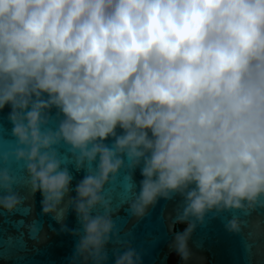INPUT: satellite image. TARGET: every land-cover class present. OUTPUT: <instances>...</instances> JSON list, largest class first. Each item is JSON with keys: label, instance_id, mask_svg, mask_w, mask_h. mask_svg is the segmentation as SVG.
<instances>
[{"label": "clouds", "instance_id": "9594fccd", "mask_svg": "<svg viewBox=\"0 0 264 264\" xmlns=\"http://www.w3.org/2000/svg\"><path fill=\"white\" fill-rule=\"evenodd\" d=\"M5 107L14 139L5 152L0 136V209L17 211L27 186L59 219L70 159L86 173L68 201L80 229H61L79 237L70 264H106L118 238L106 185L139 167L130 214L182 197L170 247L187 261L209 213L264 208V0H0ZM115 264L143 262L129 245Z\"/></svg>", "mask_w": 264, "mask_h": 264}, {"label": "water", "instance_id": "95a60500", "mask_svg": "<svg viewBox=\"0 0 264 264\" xmlns=\"http://www.w3.org/2000/svg\"><path fill=\"white\" fill-rule=\"evenodd\" d=\"M9 111V107L0 111V136L5 139V152L11 148L8 140L14 139L10 134L12 125L7 119ZM107 143L110 144L111 140ZM60 151L68 155L66 148L61 147ZM65 166L73 177V191L61 204L63 211L59 219L55 215L42 213L41 194H32L27 186L15 188L25 197L17 211L8 213L0 209V264H70L79 237L61 229L65 226L69 230L80 229L68 201L76 195L75 186L86 173L84 170L76 171L70 159L65 160ZM11 168L21 182L26 183L23 166L11 162ZM127 174L126 170L121 171L114 183L106 185L104 193L111 198V215L118 229V238L107 245L106 264H115V254L122 253L129 245L140 253L143 264H170L172 255L176 254L175 249L170 247L175 232L184 229L181 225L173 228L182 197L177 195L172 200L160 199L154 207L149 208L143 219H137L130 214L129 204L140 190V168L135 169L128 182L124 179ZM233 216L244 222L239 234L230 233L225 228ZM32 224L37 229L35 234L26 227ZM188 248L190 258L181 264H264V208L250 213H209L205 222L198 224L192 233Z\"/></svg>", "mask_w": 264, "mask_h": 264}, {"label": "flooded vegetation", "instance_id": "af4514ba", "mask_svg": "<svg viewBox=\"0 0 264 264\" xmlns=\"http://www.w3.org/2000/svg\"><path fill=\"white\" fill-rule=\"evenodd\" d=\"M181 263L182 262H181L180 257L178 255H177V258L175 260H173L172 257L170 259V264H181Z\"/></svg>", "mask_w": 264, "mask_h": 264}, {"label": "rangeland", "instance_id": "374dc122", "mask_svg": "<svg viewBox=\"0 0 264 264\" xmlns=\"http://www.w3.org/2000/svg\"><path fill=\"white\" fill-rule=\"evenodd\" d=\"M177 258V254L172 255V259L175 260Z\"/></svg>", "mask_w": 264, "mask_h": 264}, {"label": "trees", "instance_id": "16d2710c", "mask_svg": "<svg viewBox=\"0 0 264 264\" xmlns=\"http://www.w3.org/2000/svg\"><path fill=\"white\" fill-rule=\"evenodd\" d=\"M181 227H183V225H181Z\"/></svg>", "mask_w": 264, "mask_h": 264}]
</instances>
